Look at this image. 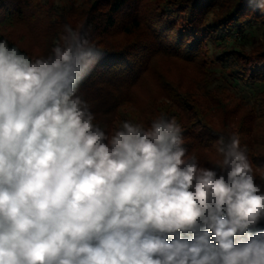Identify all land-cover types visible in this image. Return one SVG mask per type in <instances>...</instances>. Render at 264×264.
<instances>
[{"label": "clouds", "instance_id": "9594fccd", "mask_svg": "<svg viewBox=\"0 0 264 264\" xmlns=\"http://www.w3.org/2000/svg\"><path fill=\"white\" fill-rule=\"evenodd\" d=\"M63 25L46 55L0 39V264H264V188L236 134L202 166L165 112L94 123L102 58Z\"/></svg>", "mask_w": 264, "mask_h": 264}, {"label": "trees", "instance_id": "16d2710c", "mask_svg": "<svg viewBox=\"0 0 264 264\" xmlns=\"http://www.w3.org/2000/svg\"><path fill=\"white\" fill-rule=\"evenodd\" d=\"M20 2L0 0V27ZM79 17L80 24L61 20L41 26L47 38L39 53L5 32L0 39L42 56L63 25L82 28L103 52L77 93L94 123L111 132L121 120L147 125L165 112L181 125L188 153L207 167L220 159L218 137L236 134L264 188V0H94ZM158 56L192 65L191 75L172 80L157 72L165 94L140 99L137 86Z\"/></svg>", "mask_w": 264, "mask_h": 264}, {"label": "rangeland", "instance_id": "374dc122", "mask_svg": "<svg viewBox=\"0 0 264 264\" xmlns=\"http://www.w3.org/2000/svg\"><path fill=\"white\" fill-rule=\"evenodd\" d=\"M92 1L94 0H22L15 7L11 6V13L14 15L9 23L0 27V31L5 32L24 49L39 53L47 38L40 32L41 26L61 20H72L74 24H80L83 18L79 17V13L86 11ZM157 72L172 80H181L191 75L192 65L178 59L158 56L152 70L141 78L137 86L136 92L140 99L165 94L166 90L158 82Z\"/></svg>", "mask_w": 264, "mask_h": 264}]
</instances>
